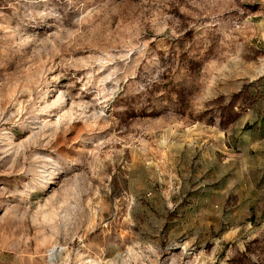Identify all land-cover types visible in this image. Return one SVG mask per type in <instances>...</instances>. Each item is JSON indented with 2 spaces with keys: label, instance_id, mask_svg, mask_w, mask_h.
Segmentation results:
<instances>
[{
  "label": "rangeland",
  "instance_id": "374dc122",
  "mask_svg": "<svg viewBox=\"0 0 264 264\" xmlns=\"http://www.w3.org/2000/svg\"><path fill=\"white\" fill-rule=\"evenodd\" d=\"M0 264H264V0H0Z\"/></svg>",
  "mask_w": 264,
  "mask_h": 264
}]
</instances>
